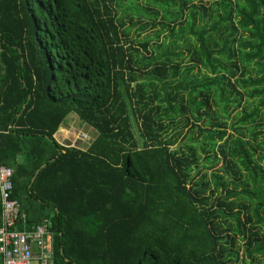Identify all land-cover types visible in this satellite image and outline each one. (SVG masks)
<instances>
[{"label": "trees", "instance_id": "obj_1", "mask_svg": "<svg viewBox=\"0 0 264 264\" xmlns=\"http://www.w3.org/2000/svg\"><path fill=\"white\" fill-rule=\"evenodd\" d=\"M0 164L54 264H264V0H0Z\"/></svg>", "mask_w": 264, "mask_h": 264}, {"label": "built area", "instance_id": "obj_2", "mask_svg": "<svg viewBox=\"0 0 264 264\" xmlns=\"http://www.w3.org/2000/svg\"><path fill=\"white\" fill-rule=\"evenodd\" d=\"M81 139H88V136L83 134ZM15 173L13 166L0 164L3 206L0 224L2 264H54L53 233L49 230L50 223H38L29 227L21 204L12 198V192L15 190ZM19 223L22 229H15Z\"/></svg>", "mask_w": 264, "mask_h": 264}, {"label": "rangeland", "instance_id": "obj_3", "mask_svg": "<svg viewBox=\"0 0 264 264\" xmlns=\"http://www.w3.org/2000/svg\"><path fill=\"white\" fill-rule=\"evenodd\" d=\"M124 1L125 0H123V2ZM138 1L142 2L143 0H138ZM211 1L212 0H202V2L205 3V5H209V3ZM184 18H185V16H184ZM144 34H145V32L143 31L142 34H140L139 38H137V39H141L144 36ZM159 39L162 40V39H164V37L161 36ZM154 41H157V40L154 39ZM141 50H142V48H141ZM159 50H161V48H159ZM143 51L146 52L145 50H143ZM69 117H70V119L69 120L67 119L66 121H64L62 123L63 126L61 125L62 128L65 126V128H63V131H65V133L68 135V137H66L67 140L63 141L64 142L63 145L65 144L67 147L71 146V145H72L71 147H73V146H75V147L76 146H78V147L83 146L82 148L88 149V147H89L88 144H89L90 141H92L94 139L96 132L92 131V129L89 126H87V125L83 124L81 121H79L78 116L75 113H72ZM69 122H71L70 126L68 125ZM66 127H69V129H71V133L70 134L67 132V131H69V129H67ZM83 134H86L88 136V139H90V140L84 139V141L88 140L87 142L84 143V145L86 144L85 146L82 144L83 141H79V140H81L79 138H81V135H83ZM59 136H61L60 133H58V137ZM181 143L182 142L180 141L179 143H177V145H175L173 147L177 148V147L180 146Z\"/></svg>", "mask_w": 264, "mask_h": 264}, {"label": "crops", "instance_id": "obj_4", "mask_svg": "<svg viewBox=\"0 0 264 264\" xmlns=\"http://www.w3.org/2000/svg\"><path fill=\"white\" fill-rule=\"evenodd\" d=\"M68 120L70 119V117H68L67 118ZM70 123L71 122H69L68 123V125L70 126ZM62 126H63V124H61ZM62 126H61V128L56 132V134H55V137H56V139L60 142V143H64L63 141H65V140H67V138L66 137H68V135L65 133V131H63V128H65V126L62 128ZM67 129H69V127H66ZM62 130V131H61ZM66 130V129H65ZM93 131V130H92ZM69 134L71 133V129H69V131H67ZM58 133H60L61 134V136H59L58 137ZM63 136V137H62ZM79 139H81V138H79ZM79 141H83V145H84V143L85 142H87V141H84L83 139H81V140H79ZM65 145V144H64ZM86 145V144H85ZM84 145V146H85ZM90 145V143L88 144V146ZM72 146V145H71ZM71 146H68V147H71ZM67 147V146H66ZM73 147H75V146H73ZM76 147H78V146H76ZM83 146H81V147H79V148H82ZM89 148V147H88ZM83 149H85V148H83ZM45 166V165H44ZM43 166V167H44ZM42 167V166H41ZM41 169V168H40ZM40 169L37 171V172H39L40 171Z\"/></svg>", "mask_w": 264, "mask_h": 264}, {"label": "water", "instance_id": "obj_5", "mask_svg": "<svg viewBox=\"0 0 264 264\" xmlns=\"http://www.w3.org/2000/svg\"><path fill=\"white\" fill-rule=\"evenodd\" d=\"M44 165H45V164H44ZM44 165H42V167H43ZM42 167H41V168H42Z\"/></svg>", "mask_w": 264, "mask_h": 264}]
</instances>
